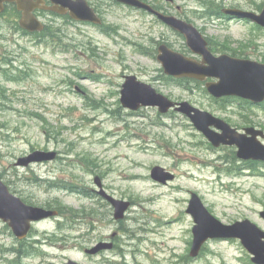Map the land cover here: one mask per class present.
Returning a JSON list of instances; mask_svg holds the SVG:
<instances>
[{
    "label": "rangeland",
    "instance_id": "obj_1",
    "mask_svg": "<svg viewBox=\"0 0 264 264\" xmlns=\"http://www.w3.org/2000/svg\"><path fill=\"white\" fill-rule=\"evenodd\" d=\"M87 1L101 26L44 12L38 18L44 31L32 35L20 30L12 6L0 15V180L29 205L60 210L33 224L23 241L0 221V264H252L238 240L208 241L191 258L194 222L186 210L194 193L223 224L249 220L264 231V165L257 174L243 169L236 176L233 167L241 163L230 162L235 148H213L181 114L130 112L119 99L124 76H135L240 132L264 131V103L217 102L204 87L169 82L157 48L165 44L192 57L181 35L139 10ZM148 2L192 24L214 54L264 63V30L207 14L257 12L264 0ZM36 150L57 157L16 165ZM153 167L174 179L154 181ZM96 178L107 194L129 202L123 220L116 221L111 205L94 193ZM99 241L115 246L98 257L84 254Z\"/></svg>",
    "mask_w": 264,
    "mask_h": 264
},
{
    "label": "water",
    "instance_id": "obj_2",
    "mask_svg": "<svg viewBox=\"0 0 264 264\" xmlns=\"http://www.w3.org/2000/svg\"><path fill=\"white\" fill-rule=\"evenodd\" d=\"M50 7L44 6V0H0V13L5 3H14L21 12L19 26L27 32H40L43 25L33 15L35 9L55 12L59 15H68L78 22H89L100 25L101 20L90 8L86 0H49ZM125 6L143 10L156 17L174 32L182 35L189 51L199 56L197 61L181 53L173 51L165 44L157 49V62L167 76L176 79L188 78L205 82L207 93L214 99L222 97H236L252 104L264 102V64L221 54L214 55L208 49V43L203 35L190 23L175 16L164 14L140 0H111ZM171 2L172 0H166ZM222 13L230 18L248 20L264 28V5L259 14L240 9H223ZM210 80V81H208ZM120 104L124 109L137 111L140 108H156L160 114L169 110L187 117L194 128L200 132L214 147H235L236 158L242 161L252 160L264 162V133L255 128H246L239 133L225 121L212 114L193 107L188 102H173L157 93L148 84L140 82L135 76L124 77L120 91ZM55 152L34 151L17 161V166L27 167L30 164L43 163L54 160ZM151 178L161 184L172 181L174 176L163 168L153 167ZM98 187V194L114 209L113 217L116 221L124 218L129 207L126 201L116 200L102 188L98 178L94 181ZM186 213L193 218L192 245L189 256L196 258L202 247L209 240H239L242 247L251 256L252 264H264V231L249 220L238 221L225 225L215 218L204 206L196 194H191ZM54 210L25 204L19 197L12 194L8 187L0 180V221L5 223L17 240L27 237L32 223L56 216ZM264 219V211L260 212ZM112 245L99 243L95 247L85 250L88 255H95L101 250L111 249ZM64 264H77L71 260Z\"/></svg>",
    "mask_w": 264,
    "mask_h": 264
},
{
    "label": "trees",
    "instance_id": "obj_3",
    "mask_svg": "<svg viewBox=\"0 0 264 264\" xmlns=\"http://www.w3.org/2000/svg\"><path fill=\"white\" fill-rule=\"evenodd\" d=\"M142 1L152 5L153 8H155L156 10H160L157 5H155V4L151 3V2H148V0H142ZM207 14L212 15V16L214 15V16H216V18H220L221 17L220 11L216 12L215 14H213V13H207ZM209 49L212 50V47L209 46ZM165 79L168 80L169 82H172V83L176 84L177 86H180V87H184L185 84L189 85L190 83H194L198 87H203V83H200V82H197V81H193V80H188V79H178V80H176V79H173L171 77H165ZM230 99H232V98H223V99H219L217 102L228 103ZM239 103L240 104H244L243 101H241ZM230 162H231L232 165L236 162L235 154H234V156H232ZM257 167H258V164L251 163V162H243V163H241L238 166L235 164V166L233 167V172H234V175H239V174H241V171L243 169H247V170L251 171L253 174H257L258 173L256 171ZM228 170H230V169H228ZM61 188L69 189L67 186L66 187H61ZM26 204H28V203H26ZM58 211L60 212V210H58ZM81 216H82V214H81ZM78 218H81V217H78Z\"/></svg>",
    "mask_w": 264,
    "mask_h": 264
},
{
    "label": "flooded vegetation",
    "instance_id": "obj_4",
    "mask_svg": "<svg viewBox=\"0 0 264 264\" xmlns=\"http://www.w3.org/2000/svg\"><path fill=\"white\" fill-rule=\"evenodd\" d=\"M46 2H45V5H50V2L48 1V0H45ZM13 8H15V11L17 12V10H16V7L14 6V5H11ZM7 7H9V6H7ZM238 9H241V8H238ZM241 10H244V9H241ZM245 11H250V10H245ZM42 11H40V10H35L34 11V13H35V15L36 16H40L42 13H41ZM257 12H259V11H257ZM46 13H50V12H46ZM53 12H51V14H52ZM55 14V13H54ZM17 15H19L20 16V14H17ZM95 192V191H94ZM96 193V192H95ZM99 242H103V241H99ZM99 242H97V243H99ZM110 244H112V248H114V244L110 241L109 242ZM96 244V243H95ZM111 248V249H112ZM103 253H105V251H101V252H99L97 255H95V256H93V257H98V256H100V255H102ZM92 258V257H91Z\"/></svg>",
    "mask_w": 264,
    "mask_h": 264
}]
</instances>
